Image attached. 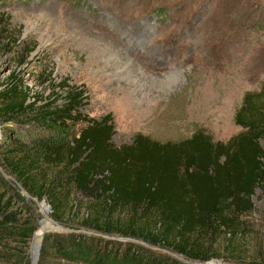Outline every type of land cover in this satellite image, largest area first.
Instances as JSON below:
<instances>
[{
    "label": "rangeland",
    "instance_id": "374dc122",
    "mask_svg": "<svg viewBox=\"0 0 264 264\" xmlns=\"http://www.w3.org/2000/svg\"><path fill=\"white\" fill-rule=\"evenodd\" d=\"M12 75L22 91L43 103H63L65 93L56 84L83 87L82 114L96 120L110 114L116 147L130 145L136 134L164 143L195 131L225 142L242 131L234 114L244 94L264 84V0H0V89ZM17 124L0 122V141L8 134L12 140ZM82 126H48L42 134L63 143ZM0 174L14 184L1 169ZM18 190L30 209L21 212L20 222L29 218L37 227L24 249L28 264L45 233L105 237L80 226L89 200L74 196L79 215L71 219L66 211L56 222L46 199ZM252 203L244 219L249 231L235 242L241 255L222 252L206 263L177 258L184 264H264L261 189ZM4 243L6 249L20 247L12 239Z\"/></svg>",
    "mask_w": 264,
    "mask_h": 264
},
{
    "label": "trees",
    "instance_id": "16d2710c",
    "mask_svg": "<svg viewBox=\"0 0 264 264\" xmlns=\"http://www.w3.org/2000/svg\"><path fill=\"white\" fill-rule=\"evenodd\" d=\"M56 88L65 93L61 105L29 96L15 75L0 89V122L18 123L12 140L8 134L0 141V169L18 185L0 174V249L6 251L0 264H28L24 249L37 230L34 220L20 222L30 209L18 189L46 199L56 222L66 211L71 219L79 215L78 196L89 200L80 226L105 235L48 232L35 264H184L177 257L206 263L242 254L235 242L249 231L244 219L253 211L252 196L259 188L264 197V84L244 94L234 114L242 131L225 142L195 131L164 143L136 134L121 147L112 143L110 114L99 120L82 114L83 87L64 81ZM79 124L63 143L42 134L48 126ZM9 239L18 250L6 249Z\"/></svg>",
    "mask_w": 264,
    "mask_h": 264
},
{
    "label": "water",
    "instance_id": "95a60500",
    "mask_svg": "<svg viewBox=\"0 0 264 264\" xmlns=\"http://www.w3.org/2000/svg\"><path fill=\"white\" fill-rule=\"evenodd\" d=\"M40 244L41 243H39L38 247L36 248V252L33 255H31V259H32V263L33 264H35L37 259H38V253H39V249H40ZM213 261L217 262V260H213Z\"/></svg>",
    "mask_w": 264,
    "mask_h": 264
},
{
    "label": "bare ground",
    "instance_id": "6f19581e",
    "mask_svg": "<svg viewBox=\"0 0 264 264\" xmlns=\"http://www.w3.org/2000/svg\"><path fill=\"white\" fill-rule=\"evenodd\" d=\"M43 225H44V224H43ZM45 234H46V233H45ZM45 234H44V235H45ZM36 235H37L36 237H41V236H40L41 234L38 235V233H36Z\"/></svg>",
    "mask_w": 264,
    "mask_h": 264
}]
</instances>
